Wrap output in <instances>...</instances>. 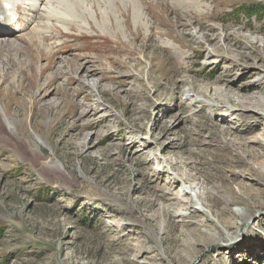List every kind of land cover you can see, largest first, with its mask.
Segmentation results:
<instances>
[{
    "label": "rangeland",
    "instance_id": "rangeland-1",
    "mask_svg": "<svg viewBox=\"0 0 264 264\" xmlns=\"http://www.w3.org/2000/svg\"><path fill=\"white\" fill-rule=\"evenodd\" d=\"M34 2L41 6L43 1ZM29 3H19L28 29L0 35V40L6 39L0 51V120L9 134L0 126V264H70V253L77 254L74 260L79 264H115L112 261L123 255L122 243L128 239L122 236L125 230L115 228L132 219L115 222L120 217H114L111 204L119 210V196L101 181L108 179L113 187H125L128 195L137 197L157 180L165 184L166 178H157L161 170L178 179L165 156L213 160L200 166L215 180L221 173L215 164L230 166L235 172L226 174L236 178L233 188L245 184L250 189L247 203L257 210L244 226L242 217L250 208L233 203L232 209L242 213L231 219L239 225L234 233L237 242L230 248L202 243L185 264H221V255L223 264H264V174L252 170L264 163V108L250 106L248 99L264 95V0H48L46 6L52 5L58 18L51 20L56 28L45 39L36 37L32 48L40 56L42 38L47 51L58 50L47 70L54 77L59 69L61 75L48 87L40 86L41 92L37 89L41 103L36 106L30 75L39 73L49 54L44 52L34 70L31 55L9 51L8 46L29 40L36 24L29 21L35 5ZM12 57L15 65L12 62L9 68ZM65 59L70 66H64ZM22 61L27 70L21 68ZM77 62L90 65L92 76L84 70L78 79L79 72L72 73ZM45 78L40 82L47 83ZM202 87L212 91L227 87L244 98L240 105L230 103L227 96H221V102L213 99L215 95L205 97L198 91ZM84 110L96 121L104 118V125L84 130L71 146L63 136L79 130L70 125ZM225 128L234 134L224 136ZM95 131L103 140L94 136L99 149L87 151L84 143ZM129 132L136 140L147 141L149 148L144 146L143 155L131 158L122 153L118 158L117 145L129 143ZM162 134L169 153L155 141ZM240 135L249 141L247 154L236 142L244 140L236 139ZM258 136L262 142L250 140ZM222 138L235 141L223 146ZM25 141L43 156L42 162L59 166L69 176L75 172L80 180L70 186L63 177L45 173L42 164L23 150ZM237 152L248 159L246 168ZM181 187L198 200L197 189L184 182ZM176 189H167L175 201L184 198ZM122 208L129 210L125 204ZM181 212L188 213L183 208ZM146 230L159 239L153 226L146 224ZM121 238L124 242L117 240ZM165 245L172 247V240Z\"/></svg>",
    "mask_w": 264,
    "mask_h": 264
},
{
    "label": "bare ground",
    "instance_id": "bare-ground-1",
    "mask_svg": "<svg viewBox=\"0 0 264 264\" xmlns=\"http://www.w3.org/2000/svg\"><path fill=\"white\" fill-rule=\"evenodd\" d=\"M4 0H0V5L3 3ZM14 2V8H19V3L22 1L17 2L15 0H11ZM33 0H30L29 4H35L36 2L32 3ZM38 1V0H37ZM41 6H38L37 4L32 7V10L34 11V15L29 19V21H34L36 23L33 25V27L30 29L29 32V40H25L27 43L26 45H17L15 46V43H8V46L10 47L9 51L15 50L16 53L21 55H31L32 57V66L33 69H36V64L39 62V58L45 55L44 52L49 54L48 62L46 65H43L39 73H32L30 75L31 80H33V87L35 90H30L32 97H33V105H39L41 103V99L38 98L36 95L37 89L39 92H41L40 86L46 85L49 86L50 83H53L54 80L60 79L61 72L59 69L54 72V77L48 75L47 67L49 63L52 61L50 60L53 53L46 50V47L44 46V43H42V38L45 39L47 36L50 35L52 30L54 29V25L51 23V20H57V15L53 13L52 11V5L46 6V1L48 0H42ZM38 3V2H37ZM25 4V3H24ZM26 7V6H25ZM56 15V16H55ZM6 23V21H5ZM32 23V22H31ZM3 23L0 24L2 26ZM56 28V27H55ZM7 34H14V32H11L9 29L0 27V35H7ZM18 34V33H17ZM38 34V35H37ZM41 35L40 43L38 45V50L40 51V56H37L36 53L33 52L32 44L38 43L35 38ZM8 36V35H7ZM19 36V35H18ZM21 37V36H20ZM20 37H17L20 38ZM6 39L0 40V51H3V47H1V44L4 43ZM45 42V41H43ZM13 49V50H11ZM19 57L18 59H20ZM14 57L10 59V67H13L14 64ZM86 63L89 62L86 60ZM13 62V64H12ZM84 62H77V64H72L73 71L78 73V79H81L80 73H82L84 70L87 72V76H92L93 70L91 69L90 65H86ZM18 64V63H17ZM21 68L23 70H27V64L25 62H20ZM24 65V66H23ZM70 66L69 59H65L64 66ZM60 68H63V65L60 66ZM47 70V71H46ZM36 72V71H35ZM255 72V71H254ZM46 75L45 81H48L47 83H41L40 79H43ZM7 76V72L4 73V77ZM69 77H72L71 75ZM106 77V76H105ZM200 93H202L205 97L209 98L211 96H214L213 99L219 100L223 102L221 96H227L226 99L233 105L237 104L240 105L239 99L244 98V96L240 95L237 92H234L233 90L227 88V87H218L211 90V87L209 89H206V87H202L198 90ZM229 93L233 94L232 96H229ZM236 98H233L235 97ZM224 97V98H225ZM251 101V105L254 108L262 109L264 108V95L262 97H249L248 98ZM246 106L245 108H247ZM50 108H53V106H50ZM74 123L71 126V130L79 129L77 132H69L68 134H65L63 136V140L66 143H69L71 146L74 145L75 141L74 139H78L84 132V130L90 128V127H100L104 122V118H101V120L96 121L91 118L90 115L85 113V110L82 112V114H79L77 117L72 118ZM71 122V121H70ZM0 126L3 127V123L0 120ZM3 130L5 133H7V130L3 127ZM4 133V134H5ZM130 136L132 137L129 140V143H120L117 145L118 149V158L119 155L122 153H127L131 156L133 154L137 155H143L145 154L144 148L148 147L147 141H141L136 138H134V134L129 132ZM223 135H233V129H223L222 130ZM8 134V133H7ZM150 134V133H147ZM151 134H154V131L151 132ZM9 135V134H8ZM98 137L100 142L103 140V136L99 135L96 131L93 134H90V137L88 140L85 141L84 146H86L87 151L90 148H98V144L100 142L96 143L93 142V137ZM241 136V135H240ZM236 139H243L244 137H240ZM264 136V135H262ZM10 137V136H9ZM94 137V138H95ZM151 137V136H150ZM11 138V137H10ZM235 138V137H234ZM247 138V137H246ZM239 141L236 140L238 146L241 148L242 152L244 154L248 153L247 147L249 144V141L246 140ZM163 134L159 137H155V141L159 145H163L164 148H162V151H166V153H169L170 148L169 146H165L163 144ZM229 139V138H228ZM232 139V138H231ZM229 140L234 142L235 140ZM262 137H253L250 140L251 141H261ZM246 140V141H245ZM264 141V139H262ZM229 141L227 138L221 139V142L223 143V146L229 144ZM23 144V143H22ZM129 144V145H128ZM171 145H173V142H170ZM232 145V144H229ZM145 146V147H144ZM264 146V144L262 145ZM23 150L30 154L31 157H33V160L38 163L42 164V167L45 171V173H48L53 178L63 177V179L70 185L75 186V184L80 180L79 177L76 175L75 172H72V176H69L65 172H61L60 168L58 166V169L49 166L48 164L42 162L43 156L37 154L33 148L25 141V143L22 145ZM216 153V152H215ZM110 154V152H108ZM115 153L113 152V155ZM244 154L242 153H236L237 156L240 157V164L243 168H246L248 166V159L244 157ZM200 155H202L200 153ZM216 155H219L216 153ZM224 159V158H222ZM165 162L171 167V169L176 173L178 179L174 178L171 175L166 174V171L161 170L158 173L157 178L160 179L162 177L166 178L165 184L161 185L159 184V180L156 181L157 184H153L151 186V190H145V192H142L137 197L128 195L125 187H113L108 179L102 180V183H106L105 185L109 187V190L113 192L114 195L119 196L118 205L121 207L119 210L116 209V205L111 204V209L115 213L114 217H120L119 221L115 222H121L124 218L129 216L131 221H125L121 222L118 226H116L115 230L122 232V230H125L126 233H122L123 237H127L128 239H117L120 242H124V240L127 243L123 244V255L118 256L114 262L115 264H170L171 262L176 263L181 262L183 264L187 262H191L193 260V256L197 253L196 248L202 244V243H216L219 245H224L225 247L230 248L233 244H235L237 241V236H235V231L238 229L239 225L235 224L231 219L235 217H241L242 213L240 211H235V209H232L233 203L238 204H246L247 208H250V213L246 214V216L242 217V224L244 225L247 221L251 219L252 216L256 215L257 210H253L251 207V204L247 203L248 196H250V189L243 184L242 182H239V190H235L233 188V180H235L230 175L226 174V170L231 171L232 173L235 171L231 170L230 166H227L226 168L218 165H214V167L221 171L218 176V180L213 179L210 176H213V174H204L202 171V167L200 165H203L204 163H213V160L210 159H195V158H183L181 156H177L176 158H172L171 156H165ZM261 162V161H260ZM138 164V162H136ZM122 164V163H121ZM261 166L252 168L253 172L261 175L264 174V163H260ZM229 168V169H227ZM239 176V175H236ZM236 181V180H235ZM189 183V185L193 189H197V197L198 200H193L189 197L188 194H186V189L181 187L182 183ZM77 186V185H76ZM176 189V193H183L184 198H180V200L175 201L174 197L171 196L169 193H167V189H170L171 191L173 189ZM143 190V189H142ZM143 193H145L143 195ZM113 200V199H112ZM125 204L128 207V211H125L122 208V205ZM132 204L135 205V207H132ZM200 205V206H199ZM204 207H207L209 210L205 209ZM182 208L187 210L188 213H182ZM111 212V213H113ZM211 212V213H210ZM112 215V214H111ZM215 217V218H214ZM222 224L225 226L229 232L225 233L220 229L218 226L219 224ZM248 223V222H247ZM146 224L153 226V230L157 232L158 238H152L148 235V232L146 230ZM245 226V225H244ZM247 228L250 227L249 224H246ZM242 227V226H240ZM119 228V229H118ZM148 228V227H147ZM176 230L174 233L173 230ZM242 234L246 235V232H243ZM134 237H131V236ZM256 235V233H255ZM141 239V240H140ZM172 240L173 245L172 247H169L165 245L167 241ZM251 239L250 237L247 239ZM223 240L224 242H221ZM148 244H151L148 246ZM143 254V257H140V255ZM77 254H67V261L70 264H79L77 261L74 260V257ZM131 255H134L132 258ZM227 255V254H226ZM80 256V255H79ZM109 254H107V257ZM222 256V257H221ZM219 257V261L221 264H223L225 261L221 260L225 258L223 255ZM229 257V260H231V255H227ZM167 258L165 260L164 258ZM78 259V258H77ZM172 263V264H173ZM87 264V263H85Z\"/></svg>",
    "mask_w": 264,
    "mask_h": 264
}]
</instances>
